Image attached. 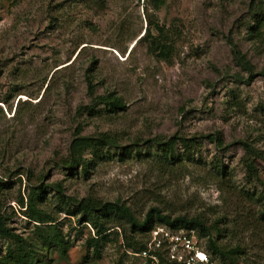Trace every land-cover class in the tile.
<instances>
[{
  "label": "rangeland",
  "instance_id": "1",
  "mask_svg": "<svg viewBox=\"0 0 264 264\" xmlns=\"http://www.w3.org/2000/svg\"><path fill=\"white\" fill-rule=\"evenodd\" d=\"M253 1L166 0L154 15L177 42L163 61L139 41L147 25L143 0H0V182L10 187L4 210L16 211L30 185L59 184L76 200L123 202L137 218L157 207L171 218L218 220L225 243L242 251L238 264H264V195L256 200L264 157L255 163L261 182H251L241 145L264 155V22L251 33ZM236 51L253 69L248 84ZM112 92L124 104L116 113L97 100ZM215 133L223 148L203 138ZM101 134L120 148L105 149L87 176L61 165L77 135ZM175 136L201 138L202 147L196 162L163 175L153 149L146 151L154 138ZM216 164L226 167L230 186L221 188ZM54 193L46 195L47 210L71 243L54 264H117V244L99 259L88 252L92 229L78 234L76 217L56 215ZM9 218L16 234L33 228L21 214ZM123 264L145 263L130 255Z\"/></svg>",
  "mask_w": 264,
  "mask_h": 264
},
{
  "label": "trees",
  "instance_id": "2",
  "mask_svg": "<svg viewBox=\"0 0 264 264\" xmlns=\"http://www.w3.org/2000/svg\"><path fill=\"white\" fill-rule=\"evenodd\" d=\"M6 1L15 4L17 0ZM165 2L166 0H143L147 25L139 41L141 39L147 41L148 51L156 59L169 61L176 47L175 34L164 26H160L154 15L165 5ZM250 7L254 20L250 31L253 33L264 22V0L253 1ZM236 53L241 66L249 72L248 84L254 76L253 69L243 55H239L238 51ZM88 86L91 89L89 81ZM97 100L98 104L103 105L109 113H116L124 109L122 100L113 92L98 96ZM1 112L0 108V114ZM203 138L223 148L219 133ZM200 139L183 136L169 139L156 137L151 141L146 154L150 156V148L153 149L152 157L156 158L154 163L159 173L171 174L183 165L196 162V154L202 147ZM241 145L246 151L243 163L248 180L260 181L256 164L258 160H263L264 155L250 143L241 142ZM108 148H120L117 138L113 135L101 134L96 137L77 135L71 143L69 155L61 161V165L71 173H76L81 168L84 176H87L89 169L97 160L103 158L104 150ZM86 155H89L90 159H86ZM213 170L216 180L222 184L221 188H224L223 185L230 186L231 178L226 167L216 164L213 166ZM30 177H28L29 180ZM261 184L263 192L257 194V201H260L264 195V183L261 182ZM8 188H10L9 183L0 182V264H54V255L67 256L71 243L64 234L62 223H59L53 213L47 210L46 195L52 191L55 192L53 198H55L54 206H57L56 215L64 213L68 217H76L77 228L75 231L78 234H83V230L87 227L92 229L93 233L89 232L86 237L85 246L96 259L101 257L102 250L107 245L117 244L121 251L117 264H123L124 258L130 256L128 252L140 253L146 249L149 233L156 225H163L172 231L194 232L200 244L204 242L202 245L206 253L219 264H238L239 256L242 254L240 247H229L225 243V230L220 228L218 220L208 224L201 216L171 218L157 207H151L142 218H137L134 211L123 202H102L90 197L76 200L65 196L59 184L30 185L27 195L24 197L19 194L16 199L18 209L15 211L9 206L8 214L2 203V193ZM245 194L252 195V193ZM15 213L21 214L33 225L28 235L16 234L8 227L9 217L15 216ZM261 216H264V212H261ZM120 221L128 225L130 233L125 230ZM159 258L160 264H170L163 257Z\"/></svg>",
  "mask_w": 264,
  "mask_h": 264
},
{
  "label": "built area",
  "instance_id": "3",
  "mask_svg": "<svg viewBox=\"0 0 264 264\" xmlns=\"http://www.w3.org/2000/svg\"><path fill=\"white\" fill-rule=\"evenodd\" d=\"M128 254L145 264H160V256L170 264H216L202 249L194 232L172 231L163 225L149 233L144 251Z\"/></svg>",
  "mask_w": 264,
  "mask_h": 264
}]
</instances>
